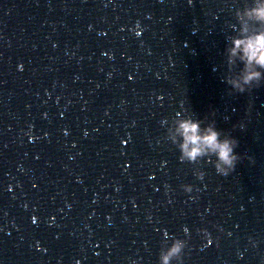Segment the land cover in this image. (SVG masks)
I'll use <instances>...</instances> for the list:
<instances>
[{
	"label": "water",
	"instance_id": "obj_1",
	"mask_svg": "<svg viewBox=\"0 0 264 264\" xmlns=\"http://www.w3.org/2000/svg\"><path fill=\"white\" fill-rule=\"evenodd\" d=\"M254 2L0 0V264H161L185 226L184 264H264V86L225 81ZM182 105L238 141L233 176L178 160Z\"/></svg>",
	"mask_w": 264,
	"mask_h": 264
},
{
	"label": "clouds",
	"instance_id": "obj_2",
	"mask_svg": "<svg viewBox=\"0 0 264 264\" xmlns=\"http://www.w3.org/2000/svg\"><path fill=\"white\" fill-rule=\"evenodd\" d=\"M191 2L192 0H189V3ZM237 16L242 25L239 34L233 36L224 49L228 68L225 81L230 85L232 92L244 94L254 88L264 86V0H255L253 6L237 11ZM248 21L255 22L256 26L250 27ZM136 35L139 36L140 31H137ZM237 61L240 62L242 68L238 74L233 75L231 69ZM186 112L188 110L182 105V110L175 113L167 129L171 143L176 145L178 150V160L181 163L192 165L198 160L203 161L205 164L212 165L215 172L224 179L233 176L241 163V158L237 155L238 141L228 135H223L217 129L214 120L206 123L205 120L196 119L192 115L185 116ZM206 174L201 167L193 170V175L198 180H203ZM180 188L186 194L199 191L191 183L181 184ZM9 191H11V186H9ZM189 198H192L191 195ZM32 221L36 222L35 216L32 217ZM189 231L188 227L183 228L184 237L175 235L169 237L167 232L164 233L168 246L159 257L161 264H172L173 261L175 264H184V258L188 254L186 249L190 251ZM197 231L203 232L204 239L208 241L204 245L207 249L212 243L211 234L206 229ZM220 231L224 230L221 228ZM228 235L231 236V233L229 232ZM249 243L252 247L258 244L252 237H249ZM76 264L80 262L77 261ZM132 264H137V261L133 260Z\"/></svg>",
	"mask_w": 264,
	"mask_h": 264
}]
</instances>
